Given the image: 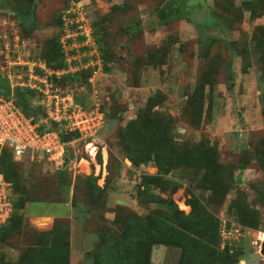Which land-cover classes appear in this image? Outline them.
<instances>
[{"label":"rangeland","instance_id":"rangeland-1","mask_svg":"<svg viewBox=\"0 0 264 264\" xmlns=\"http://www.w3.org/2000/svg\"><path fill=\"white\" fill-rule=\"evenodd\" d=\"M33 1L25 12L18 0H0V79L10 88L18 81L12 77L18 56L24 63L41 61L55 70L48 64L57 63L58 14L68 3L81 1L96 27L106 69L89 86L81 79L50 76L48 89L53 92L33 93V108L40 106L39 115L45 118L40 102L49 96L80 98L82 105L96 99L102 104L105 123L95 143L94 161L79 136L69 138L68 161L61 166L29 156L13 159L9 150L0 147V172L15 194L12 219L0 228V264H19L41 254L38 232L50 227L51 220L32 218L31 213H45L42 203L52 202L77 204L74 222L55 220L56 228L69 230L66 264H93L104 233L119 236L133 217L145 221L144 225L151 220L178 224L177 214L188 215L194 204L214 217L220 249L227 248L235 256L234 264H244L260 252L264 242V33L260 39L252 38L249 10L262 15L264 0ZM208 10L221 17L209 28ZM152 118L163 120L161 141L168 148L161 156L165 163L174 160L173 166L159 172L150 160L134 168L138 172L129 175L136 183L128 181L134 201L130 206L108 207L105 193L116 164L131 166L128 141L135 138V150H142L161 137L145 130ZM129 123L134 125L130 131ZM96 165L106 171L107 187L102 192L96 190L104 186L95 177ZM143 175L158 179L148 193L137 192ZM31 202L38 203L25 210ZM55 205L49 213L67 209ZM199 224H204L202 216ZM182 254V244L160 245L153 248L151 261L179 264ZM263 258L258 264H264Z\"/></svg>","mask_w":264,"mask_h":264},{"label":"built area","instance_id":"built-area-1","mask_svg":"<svg viewBox=\"0 0 264 264\" xmlns=\"http://www.w3.org/2000/svg\"><path fill=\"white\" fill-rule=\"evenodd\" d=\"M59 29L63 67L52 70L41 61L24 63L18 56L14 63L17 68L12 74L18 81L11 84V88L46 95L49 91L53 92L48 89L50 76L72 77L91 71L87 80V84L91 85L95 76L103 71L102 54L86 4L71 2L61 13ZM26 65H29L27 69L24 68ZM38 71L40 74H37ZM40 105L45 108L47 116L35 122L24 114L13 99L0 96V147L11 150L15 159L29 156L32 160H44L61 166L68 161L66 153L69 145L61 135L75 133L85 142L89 157L95 160V143L105 123L100 101L93 99L91 103L82 105L81 100L77 103L75 98L56 95L42 100ZM48 123L55 127L48 126ZM99 167L96 176H100L99 182L104 183L106 171L103 166ZM13 205L12 186L0 174V227L9 222Z\"/></svg>","mask_w":264,"mask_h":264},{"label":"trees","instance_id":"trees-1","mask_svg":"<svg viewBox=\"0 0 264 264\" xmlns=\"http://www.w3.org/2000/svg\"><path fill=\"white\" fill-rule=\"evenodd\" d=\"M69 4L70 3L65 5V7L60 11L56 20L58 32L54 42V46L58 53V57L56 59L57 63L54 65V62L51 61L48 64L49 66H53L55 70L61 69L63 67L62 54L59 45V25L61 13ZM252 13L253 10L250 9L249 16L252 19L264 15L263 13L262 15L255 16ZM210 14L212 20L206 26L208 28L216 25L217 18L221 19V17L218 16L216 12L212 13L211 11ZM93 27L102 54L105 70L107 60L103 52V47L100 45L97 30L94 24ZM263 33L264 26L254 27L252 38L260 39ZM90 76L91 71H84L78 75L72 77L69 76L68 78L72 80L81 79L84 81L86 86H89L87 84V80ZM33 93L34 92L28 90H11L9 83L4 79H0V96L13 99L14 103L24 112L27 117L33 118L35 122H40L44 119V117H41L43 114L39 115L41 111L40 106L33 108ZM101 109L102 111H104L102 104ZM143 121L144 120L142 119L138 123L141 125ZM162 123L163 120L161 118H152L151 125L149 127H142L145 128L146 132L150 133L152 136L159 137L161 135H164V129L162 128L161 133V130L159 128L160 125L162 126ZM129 124L130 125H128L127 128L128 131L132 130V128L134 127V125H132L131 123ZM54 127L55 126L53 125L52 128ZM41 129H43V127H41ZM158 131H160V134ZM73 136H77V134L69 133L66 135H61V138L64 142H68L69 138ZM161 138L162 136L158 139L152 140L147 144L149 149L143 148L142 150H135L137 147V143L134 141L135 138L133 140H129L128 156L131 161V166L133 168H138L140 165L146 164L150 160H153L156 163L159 172H163V170H168L169 167H172L174 160L171 159V164L165 163L161 156V152L165 151L166 148H168V143H166L165 141H161ZM3 148L9 150L6 147ZM9 151L14 159L13 153L11 152V150ZM242 169H245V166H242ZM0 174H2L4 179L8 182L4 173L0 172ZM95 177L97 179V182H99L100 176ZM157 180L158 179L153 176L143 175L141 178V182H139L136 186L137 192L148 193L149 190L156 185ZM103 185L104 186H102L101 189L96 187V190L98 192L104 191L107 186L105 183ZM209 187L211 189L213 188L212 186ZM107 195L108 192L105 193L106 198ZM199 205L200 204H194L191 212L188 215L178 213V218L181 221L178 222V224L151 220L152 222H150L148 225H144L145 221L138 217L129 219L126 223L127 228L119 236H116L113 231L104 233L105 235H103L101 242L99 243L98 250L94 253L93 264H156L151 261V252L154 247L160 245L181 244L183 245V254L179 264H234L233 258H235V256H230L228 254L229 251L227 248H224L223 250L220 249L219 231L216 220L206 212L204 207ZM71 206L73 209L77 210V204L71 202ZM82 214L84 216L87 215V213L85 212ZM200 215L204 219V224H202V226L199 224L201 217ZM12 216L7 224L10 223ZM208 217L209 219H207ZM55 220L49 229L38 232L41 237L39 238L37 247L41 250V254L29 261H25L19 264H66V260H68L70 251L69 230H61L56 228ZM4 226H1L0 228Z\"/></svg>","mask_w":264,"mask_h":264},{"label":"crops","instance_id":"crops-1","mask_svg":"<svg viewBox=\"0 0 264 264\" xmlns=\"http://www.w3.org/2000/svg\"><path fill=\"white\" fill-rule=\"evenodd\" d=\"M208 12L210 13L209 10H208ZM211 20H212V17H211ZM252 21L254 23V27L264 26V15H262L261 17L255 18ZM96 166H97V173H98V171H100V167H99V165H96ZM137 172L138 171L135 170L134 168H132V166L123 167L122 165H120L117 167V164H116L115 176L108 186V195H107L108 207H111V206L116 207L118 205L119 206L120 205H126V206L131 205V203L134 201L132 199V196H131V193H133L132 192L133 186L131 189V185H132L131 183L135 184L136 182L134 181L133 177H131L133 175H129V174H133V173H137ZM128 181L131 183H129ZM33 203L32 202L27 203L25 206V210H27V209L29 210V208H30L29 205L33 204ZM42 204L45 205V207L43 206L45 213H41V212L33 210L31 214H33V216H35V217H32V218H47V219L51 220L50 227L52 226L54 220L58 219V218H62V219L63 218H69L74 222V218L76 217V212H75V209H73L70 204H68V203H42ZM55 204L59 205V206H64L67 209L59 208V210L56 213H49V208H51L52 205H55ZM50 227H49V225H47L46 228H44V230L49 229ZM72 239H73V236H72ZM158 247H160V246H157V248ZM154 248H156V247H154ZM154 252H155V250H154Z\"/></svg>","mask_w":264,"mask_h":264},{"label":"water","instance_id":"water-1","mask_svg":"<svg viewBox=\"0 0 264 264\" xmlns=\"http://www.w3.org/2000/svg\"><path fill=\"white\" fill-rule=\"evenodd\" d=\"M31 0H27V3L30 4ZM167 10L172 13L173 9L171 4L168 5ZM75 101L78 103L80 101V98H75ZM262 255H264V242L261 245L260 252H255L252 255L249 256L248 260L244 262V264H258V262L262 259Z\"/></svg>","mask_w":264,"mask_h":264},{"label":"flooded vegetation","instance_id":"flooded-vegetation-1","mask_svg":"<svg viewBox=\"0 0 264 264\" xmlns=\"http://www.w3.org/2000/svg\"><path fill=\"white\" fill-rule=\"evenodd\" d=\"M20 3V7L25 11V12H29V9L31 8V4L32 2H34L33 0L30 1V4L27 3V0H18Z\"/></svg>","mask_w":264,"mask_h":264}]
</instances>
